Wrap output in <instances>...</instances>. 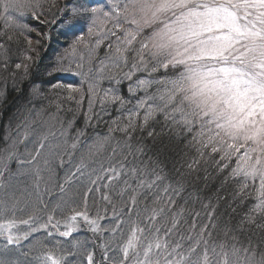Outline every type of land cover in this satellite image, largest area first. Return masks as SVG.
<instances>
[{"label":"snow or ice","instance_id":"obj_1","mask_svg":"<svg viewBox=\"0 0 264 264\" xmlns=\"http://www.w3.org/2000/svg\"><path fill=\"white\" fill-rule=\"evenodd\" d=\"M52 7L55 4L49 5V11ZM16 13L21 18L28 15L39 23L68 30L75 27L76 17L90 14L93 26L88 29L89 35L94 28L111 22L112 27L95 41L99 48L108 35L115 37V43L106 45L110 63L106 65L101 60L99 72L115 69L116 74L108 78L117 84L129 81L128 91L136 97V103L126 120L113 119L108 134L97 136L91 143L80 139L85 135L84 129L78 130L71 142L67 139L75 115L67 122V128L62 123L60 136L66 138L65 154L72 156L79 150L81 155L75 170L55 186V201L45 200L54 192L51 175H44L51 173L49 161L42 156L48 136L41 137L25 160L17 154V141H5L7 146L0 148V179L6 178L5 173L15 160L29 166L22 174L30 178L31 185L30 190L25 187L19 195L6 193V198L0 200V238L4 241L0 244V264H83L77 259L81 256L86 264H97L84 242L73 240L65 246L56 239L72 236L81 221L93 233L113 235L112 240H105L100 246V264H264V0H116L109 11L81 4L51 21L42 20L41 0H0V20L5 27L11 26L9 22L14 21ZM22 27L36 31L28 25ZM37 35L51 39L46 33ZM26 40L30 54H25L24 60L33 62L32 54L37 49L32 39ZM83 41V36L78 37L72 45L73 54ZM39 44L37 39L36 45ZM0 53L5 56L6 69L7 49L2 43ZM94 53L95 48L89 50V63ZM82 67V63L74 64L61 57L43 71L52 76L72 73L75 68V74L82 77L89 95L87 128L94 120L97 124L102 122L100 113L93 110L97 98L105 114V101L120 108L132 101H126L119 93L110 95L111 90H104L101 95L100 78L89 77L80 71ZM15 68H22L27 79L28 63H17ZM170 70L176 71L169 75ZM153 85L155 89L151 90ZM51 89L56 91L58 100L66 93L62 98L75 100V112L80 111L85 96L83 86L55 83ZM139 92L143 95H136ZM74 93H79V97ZM30 96L34 100L47 99L39 83H33ZM6 98V91L0 90V103ZM55 108L57 114L64 110L60 102ZM158 115L162 116L170 139L182 140L185 148L194 152L184 165L187 171L176 180L166 174L161 158L170 151L169 144L161 141L156 152L149 155L143 144L132 143V134L146 128V135L153 142L157 140L160 134L150 127V121ZM117 131L124 134L123 147L120 141L113 146L112 134ZM104 153L116 158L100 170L109 190L100 199L111 206L116 221L111 228L101 227V210H96L94 217L90 215L88 199L99 192L94 186L101 181V175L89 179V186L76 194L79 201L69 195L66 187L77 174L84 175L86 161ZM209 162L217 173H224L223 183L231 179L236 186L230 202L229 197L217 192L213 199L201 201L197 211L181 195L183 180L198 171L202 163ZM60 163L63 164L62 158ZM0 187L4 185L0 183ZM253 195L252 206L239 214L235 225L230 224L233 217H229L220 226L217 207L221 200L236 213L237 207ZM102 210L106 213L108 208ZM18 211L24 212L26 218L17 216ZM42 230L44 239L34 237ZM236 233L247 234L246 242L240 241ZM22 241L29 243L22 246Z\"/></svg>","mask_w":264,"mask_h":264},{"label":"trees","instance_id":"obj_2","mask_svg":"<svg viewBox=\"0 0 264 264\" xmlns=\"http://www.w3.org/2000/svg\"><path fill=\"white\" fill-rule=\"evenodd\" d=\"M100 0H41L43 4L44 16L42 20L51 21L53 18L59 19L63 15H66L72 7L84 4L87 7H93L92 5L100 4ZM96 2V3H95ZM55 4V7L49 11V5ZM90 14L76 17V24L72 30H68L64 26H57L51 23L43 24L31 19L28 15L23 18L15 19L9 22L11 26L5 27V22L0 20V43L7 49L6 62L8 67H3L5 63V56L0 53V90H4L7 93V98L3 103H0V148L6 147L5 141H17L16 148L17 154L21 160L27 159L29 152H34L37 143L42 136L47 135L48 140L46 142L47 147L42 152L44 159L49 161L48 168L51 169V173L45 172L44 175L47 178L51 175L50 185L53 187L54 192L45 197L46 202L49 200L55 201L58 189L55 187L58 184H62L67 176L75 170V166L79 165L80 151L78 150L74 155L68 156L63 150V142L65 137L60 136V132L63 128H67V122L76 116L75 124L73 128L69 130L67 139L71 142V139L76 136L78 130L84 129L85 135L80 139L91 143L97 136H105L108 134V127L111 125V121L120 117L121 121L126 120L128 112L134 109L136 103V97L128 91L129 81L123 80L117 84L108 77L112 74H116V70L112 69L111 72L108 68H105L103 73L99 72L101 60L105 64H109L107 59L108 49L106 45L109 42L115 43V37L110 35L103 40V43L99 48H96L95 43L90 44L88 42L93 39V34L89 35L87 23ZM22 25H28L31 28H35L36 31H27ZM111 26L105 30L110 29ZM37 33H46L50 35L51 39H45L43 35L38 36ZM119 34V33H118ZM11 36L9 40L7 37ZM83 36L84 41L82 44H77V52L72 53V45L76 44L78 37ZM30 38L33 41V46L36 47V52L33 55V62L24 60L25 54H30L28 50L27 40ZM40 40V44L37 46L36 41ZM95 48V53L91 56V63H89V50ZM83 49V50H81ZM87 50V51H86ZM66 57L75 63H82L83 67L81 72L87 73L89 77L100 78V90L101 95L104 90H111L112 93H119L124 97L126 101H132L126 103L124 108H120L118 104L105 101V108L107 114L101 112L99 98L94 102L93 110L96 113H100L102 116V122L96 123L95 120L87 128H85V116L87 114L89 95L87 93L86 84L82 85V77L76 75V70L72 73H54L52 76L44 74V68L54 66L58 58ZM83 57V60H81ZM28 63L29 74L27 79L23 76V69H16L15 64ZM91 68V72L89 69ZM38 72L40 74H38ZM173 71L170 70L169 75ZM15 74V75H13ZM122 74V73H121ZM140 76L141 73H137ZM103 77V78H101ZM146 78V77H142ZM135 79V77H133ZM33 83H39L44 90L47 99L34 100L30 96V88ZM55 83L73 84L77 87L83 86L85 96L80 105V111L77 113L75 109L77 107L76 101H67L62 98L58 100L56 91L51 89V85ZM155 89V85L151 90ZM77 98L79 93H74ZM136 95L142 96L143 93L139 92ZM29 100L32 101L29 104ZM60 102L63 105V111L56 113L55 104ZM68 108H72L73 111H67ZM150 127L155 128L159 133V137L155 142L151 137L146 135L147 128L144 131H137L133 133V145L141 143L145 146L149 155L156 152L159 144L163 141L165 144H169L170 151L162 155V159L165 164L166 174L172 178V180L179 179L181 174L187 170L184 167L186 162L194 156V152L190 149H186L182 140L170 139V133L164 127V121L162 116H157L154 121H150ZM55 133V136L50 133ZM27 135V139H24V135ZM113 146L116 145V141H120V147H123L124 134L121 132H114ZM186 135V134H185ZM63 159V164L60 163V159ZM116 158L111 157L110 153H104L92 160L86 161L87 167L84 169V175L77 174L72 178V184L66 185L69 188V195L73 196L77 201L80 197L77 193H82L86 186H89V179H95L97 175H101V181H98L94 187L99 188V192H94L89 196L88 204L90 209V215L95 216L96 210H101L103 219L100 220L101 227L111 228L116 222L113 217L111 206L107 205L100 199L101 194L107 193L109 190L104 185L107 183L106 178L100 172L101 167H107L109 162H115ZM140 159H143L141 157ZM43 167V163L41 164ZM29 170L28 165H19L13 160L9 166V171L5 173V181L3 187V194L1 200L6 198V193L10 196L14 190V186L21 184L26 185L30 189L31 180L27 175H23ZM227 171V170H225ZM8 174L9 177L6 175ZM207 175V179L205 176ZM224 173H217L215 171V165L211 162L207 164H201L198 171L193 172L187 176L184 180V191L182 197L189 201V206L199 211L201 208V201L207 202L209 199H213L217 192H220L225 197H229L235 188V183L231 179L225 184L223 183ZM13 190L9 191V188ZM197 197L199 199H197ZM254 195L245 201L244 205L237 207L236 213H232L228 204L221 200L217 207V213L219 214L220 226L229 217H233L230 221L231 225H235L239 219V214L246 211L252 206L254 201ZM180 201H178L179 203ZM23 207V205H21ZM107 207L108 211L103 212V208ZM26 211V210H25ZM17 216L25 215L24 212L18 211ZM26 218V215H25ZM59 218V217H58ZM134 218V217H133ZM125 219H127L125 217ZM124 231H127V225H124ZM86 231L72 234L70 237H59L65 246H68L73 240H80L84 242L88 251L94 253V259L97 264H100L102 256V248L100 247L105 240H112L113 235L111 232L93 233L90 228H83ZM34 237L44 239L45 233L38 232L33 234ZM238 239L242 242H246V235L242 233H236ZM31 239V238H30ZM51 240L52 238H48ZM255 239V238H254ZM3 239L0 238V244H3ZM28 241H22V246H27ZM114 246V245H113ZM113 253H109L112 255ZM118 255V253H117ZM83 264H86L84 257H77Z\"/></svg>","mask_w":264,"mask_h":264},{"label":"rangeland","instance_id":"obj_3","mask_svg":"<svg viewBox=\"0 0 264 264\" xmlns=\"http://www.w3.org/2000/svg\"><path fill=\"white\" fill-rule=\"evenodd\" d=\"M99 2H101L100 4H96V5H92L93 7H100L102 9H104L105 11H109L110 10V6L116 2V0H100ZM96 3V2H95ZM79 6V5H78ZM14 18L15 19H19L21 18L20 17V14L19 13H16L14 15ZM87 25V28L89 29V27H92V22H91V16L89 15V20H88V23L86 24ZM111 26L112 27V24L111 22H105L104 25H103V28H94V33H93V39H91L89 42H88V46L85 47L86 49L90 47V44H94L96 39L100 38V37H103L105 35V29L107 27ZM125 27H127V25H125ZM66 28V27H65ZM107 38V37H106ZM105 38V39H106ZM83 50V49H81ZM87 51V50H86ZM110 62V61H109ZM173 72H175L176 70H172ZM7 177L8 174L6 175ZM0 183H2L3 185L6 183L5 179H0ZM25 187H28L26 185H21V184H18L16 186H14V191L17 193V195H19V193L21 191L24 190ZM13 190V188H9V191ZM30 190V189H29ZM2 194H3V187H0V197H2ZM1 200V198H0ZM83 228H89V226L87 225V223L85 222H79L78 224V230L76 232H73V234H77V233H80V232H83V231H86L85 229ZM61 230H64L63 228V225H61ZM41 232H44L43 230ZM45 233V232H44Z\"/></svg>","mask_w":264,"mask_h":264}]
</instances>
